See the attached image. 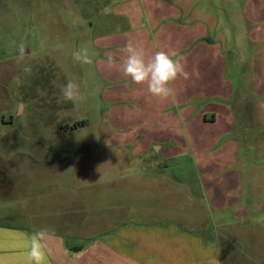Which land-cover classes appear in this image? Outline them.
Wrapping results in <instances>:
<instances>
[{
	"label": "rangeland",
	"instance_id": "obj_1",
	"mask_svg": "<svg viewBox=\"0 0 264 264\" xmlns=\"http://www.w3.org/2000/svg\"><path fill=\"white\" fill-rule=\"evenodd\" d=\"M165 1L180 9L175 22L192 35L176 52L190 75L173 82L174 99L149 103L155 96L129 77L104 78L101 62L112 56L100 46L164 23H150L145 0H0V163H31L37 171L44 166L35 163H67L74 178L65 197L79 199L52 211L71 212L64 218L82 211L77 233L86 242L113 234L117 222L108 218L123 215L127 203L131 212L155 208L151 223L177 222L179 211L182 226L207 221L199 231L221 238V219L208 217V206L221 208L222 198L239 192L241 201L228 203L249 207L264 193V0ZM134 9L137 23L129 16ZM79 49L91 63L73 60ZM70 80L81 82L83 102L62 99ZM228 142L232 152L222 151ZM204 163H234L229 170L240 182H230L235 175L227 168L204 170ZM102 213L108 220L97 219ZM262 233L256 239L264 240ZM257 261L264 264V255Z\"/></svg>",
	"mask_w": 264,
	"mask_h": 264
},
{
	"label": "crops",
	"instance_id": "obj_2",
	"mask_svg": "<svg viewBox=\"0 0 264 264\" xmlns=\"http://www.w3.org/2000/svg\"><path fill=\"white\" fill-rule=\"evenodd\" d=\"M145 1L148 14L152 15L150 23L155 24L156 21L165 18L164 23L161 26L155 25L150 32L147 27H139L133 29L135 31H132L130 36L127 34L122 38L100 43L104 53L109 51L110 56L117 57L111 62L109 60L101 62L104 78L125 77L122 62L126 54L122 49L129 41L143 48L147 56L154 55L157 51H165L171 55L183 47L186 36L192 37L189 33L183 34L182 26L178 23L180 20L175 22V18L181 19L182 16L177 6L170 5L165 0ZM129 16L133 23H137V17L140 15L134 9ZM195 36L196 34H193V37ZM156 39L160 45L153 46L151 43ZM107 63L110 64L109 67ZM131 82L133 87H143L147 90L146 85H137L132 80ZM150 101L149 103L161 102L156 100V97ZM227 145L228 147L222 146V151L232 152L231 143L228 142ZM29 164L31 163H0V264H33L28 257L30 238L33 233L42 229L47 230L42 241L45 253L43 264H255L258 262L257 259L264 255L260 251L264 240L256 239V231L264 232V193L263 196L261 194V200L249 207L241 202L237 206L228 203V201L234 203L236 199L241 201L239 192L235 196L229 194L222 198L224 201L221 208H216L213 203V207L208 204L207 216L212 215V219H221L223 229L220 231L221 238L217 236L214 238L210 235V230L199 231V228H209V225L205 224L207 221L199 224L190 221V226H182L183 218L179 211L177 222L151 223L148 217L155 216V208L142 205V209L147 211L131 212L127 203L123 215H112L108 218L117 222L113 234L106 237L90 235L89 241L86 242V236L77 233L84 224L85 215L82 211H79L80 215L77 218H64L63 216H70L71 212L68 211L55 213L52 211L65 210L64 205L76 197L79 199V195L65 197L71 190L70 183L74 178L73 173H68L67 163H35L44 166L39 171L35 170V167L33 169L29 167ZM196 164L202 168L201 163ZM210 164L212 163H204V170ZM218 164L210 167L212 166V170L217 168L229 170L234 165ZM229 172L235 175L234 179L231 177L229 181L232 179L230 182L239 183L240 178L236 172L232 170ZM55 178L58 180L52 183ZM148 182L155 185L159 183L154 180ZM148 182L144 179L139 181L143 185L150 184ZM39 185L45 186L39 189ZM127 188L126 186L124 191L128 194ZM158 188L160 186L156 189ZM140 189L141 187L139 191ZM156 191L159 193L161 190ZM80 197L86 199L85 196ZM258 198L259 196H254L253 200ZM142 202L144 203V200ZM157 212L160 213V209H157ZM102 214L98 215L97 219L108 220L105 213ZM202 214L196 212L197 216ZM50 215L60 217L54 219L49 217ZM133 216L144 222H135ZM37 217L39 218L36 219ZM120 222L125 224L120 225ZM71 232L73 235L77 233L73 236L74 240H83V243L70 242L68 235L65 234ZM201 232L207 233L200 234ZM254 248L259 249V252L252 251ZM245 249L250 251L245 252Z\"/></svg>",
	"mask_w": 264,
	"mask_h": 264
},
{
	"label": "clouds",
	"instance_id": "obj_3",
	"mask_svg": "<svg viewBox=\"0 0 264 264\" xmlns=\"http://www.w3.org/2000/svg\"><path fill=\"white\" fill-rule=\"evenodd\" d=\"M122 51L126 54L122 62V72L137 85H146L147 91L155 97L162 99L175 98L173 82L178 77L189 78L186 64L182 63L181 57L175 53L169 54L165 51H157L154 55L147 56L144 49L129 41ZM75 62L87 64L91 63L86 49H79L72 53ZM111 62L112 57L108 58ZM25 71H30L25 68ZM193 74L198 76V71L193 70ZM60 95L63 100L71 101L73 104L81 103L85 100L81 90V82L76 80L68 81L61 89ZM47 230H39L30 238L29 260L33 264H43L44 248L43 239Z\"/></svg>",
	"mask_w": 264,
	"mask_h": 264
},
{
	"label": "trees",
	"instance_id": "obj_4",
	"mask_svg": "<svg viewBox=\"0 0 264 264\" xmlns=\"http://www.w3.org/2000/svg\"><path fill=\"white\" fill-rule=\"evenodd\" d=\"M210 39L209 38H207V41H209ZM211 118H213V115H211ZM83 123V122H82Z\"/></svg>",
	"mask_w": 264,
	"mask_h": 264
},
{
	"label": "water",
	"instance_id": "obj_5",
	"mask_svg": "<svg viewBox=\"0 0 264 264\" xmlns=\"http://www.w3.org/2000/svg\"><path fill=\"white\" fill-rule=\"evenodd\" d=\"M211 40V39H210Z\"/></svg>",
	"mask_w": 264,
	"mask_h": 264
}]
</instances>
